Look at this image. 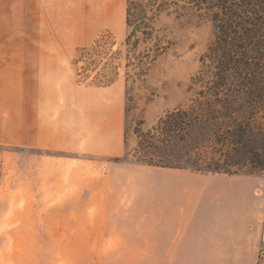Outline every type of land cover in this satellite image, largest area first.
<instances>
[{"label":"rangeland","instance_id":"374dc122","mask_svg":"<svg viewBox=\"0 0 264 264\" xmlns=\"http://www.w3.org/2000/svg\"><path fill=\"white\" fill-rule=\"evenodd\" d=\"M130 1V26L105 34L97 68L76 77L123 84L125 153L97 159L0 143V264H208L199 251L220 246L262 264L264 30L250 38L261 48L252 70L221 75L206 58L215 42L207 11L190 0ZM4 8L0 38L36 36ZM55 38L62 44L17 52L67 55L77 71L78 51L94 43ZM177 112L195 123L168 135L161 122Z\"/></svg>","mask_w":264,"mask_h":264},{"label":"crops","instance_id":"0c3cea01","mask_svg":"<svg viewBox=\"0 0 264 264\" xmlns=\"http://www.w3.org/2000/svg\"><path fill=\"white\" fill-rule=\"evenodd\" d=\"M129 1L0 0V6L15 7L9 16L17 28L36 31L31 38H0V143L97 159L124 155L121 82L83 86L76 80L72 57L17 51L62 44L56 36L63 37L64 44L89 46L106 33L121 35L128 28ZM199 253L214 259L208 264H250L232 246Z\"/></svg>","mask_w":264,"mask_h":264},{"label":"trees","instance_id":"16d2710c","mask_svg":"<svg viewBox=\"0 0 264 264\" xmlns=\"http://www.w3.org/2000/svg\"><path fill=\"white\" fill-rule=\"evenodd\" d=\"M131 4L130 1L128 26H130L132 16ZM188 6L197 12L207 11L206 15L210 17L215 29V42L209 48L206 58L218 65V72L221 75H230L232 72L239 74L252 70L251 60L254 58L252 54H261V48L258 42L254 44L250 38H255L254 36L264 30V0H190ZM104 35L96 40L93 46L78 51L75 64L76 66L81 63L84 64L80 68L79 66L76 67L78 77H85L87 80L90 78L89 73L94 72L92 68H97L99 62L94 57H98L97 53L102 48ZM129 41L128 37L126 41L128 46ZM100 79L101 77L96 76L90 85L107 87L116 82V80L104 82ZM176 117L181 120L176 121ZM194 123V116L191 114L177 112L167 116L161 125L165 129V133L171 135L175 127L181 129L183 126L182 130L187 132Z\"/></svg>","mask_w":264,"mask_h":264}]
</instances>
